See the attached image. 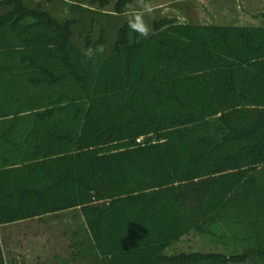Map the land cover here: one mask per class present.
Segmentation results:
<instances>
[{
	"label": "trees",
	"instance_id": "obj_1",
	"mask_svg": "<svg viewBox=\"0 0 264 264\" xmlns=\"http://www.w3.org/2000/svg\"><path fill=\"white\" fill-rule=\"evenodd\" d=\"M151 1L68 0L121 16L108 52L0 0V225L78 210L97 264H264V26L145 25Z\"/></svg>",
	"mask_w": 264,
	"mask_h": 264
},
{
	"label": "rangeland",
	"instance_id": "obj_2",
	"mask_svg": "<svg viewBox=\"0 0 264 264\" xmlns=\"http://www.w3.org/2000/svg\"><path fill=\"white\" fill-rule=\"evenodd\" d=\"M26 1L30 6L47 10L61 20L79 19L74 27V40L80 46L84 43L83 34L91 30L94 38L97 39L104 28L109 38L105 51H110L118 25L121 23V16L109 17L100 11L94 13L92 10L79 7L78 4H71L68 0ZM159 3L163 7L159 6V9L149 7L152 11L147 13L145 25L152 24L155 19L162 17H185L192 22L200 23L203 17L209 16L208 20L202 21L227 25L264 26V15H262L264 0H152L148 5L154 6ZM77 212L78 210H68L59 215H47L0 227V243L2 241L5 255L14 258V260L7 259L9 264H18L15 249L22 252L19 253L21 264H50L48 255L55 254L74 261L73 263L68 261L70 264H93L86 256H72L75 249L71 247V243L74 241L73 230L76 225H69L74 213ZM82 222L83 220L80 219L79 223ZM65 231H67L66 236H64ZM185 238L176 245V248L185 250L207 248V244L200 237L189 235Z\"/></svg>",
	"mask_w": 264,
	"mask_h": 264
},
{
	"label": "crops",
	"instance_id": "obj_3",
	"mask_svg": "<svg viewBox=\"0 0 264 264\" xmlns=\"http://www.w3.org/2000/svg\"><path fill=\"white\" fill-rule=\"evenodd\" d=\"M36 219H38V218H36ZM20 222H22V221L15 222V223H11V224H17V223H20ZM11 224L0 225V227L3 228L5 225H11ZM7 237H8V235H7ZM7 239H8V238H7ZM0 240H1V233H0ZM7 244L9 245V241H7ZM7 244H6V242H5V245H7ZM18 244H20V241H18ZM1 245L3 246L2 241H1ZM15 253L19 254V253H22V252L17 251V250L15 249ZM74 255H75V254H73L72 256H74ZM48 261H49L50 264H56V263L70 264L68 261H71L72 263L74 262V261H72V260H70V259L63 258V256H60V255H58V254H55L54 256H53V255H48ZM91 262H92V261H91ZM92 263H93V264H97V263H96V260H94V259H93V262H92Z\"/></svg>",
	"mask_w": 264,
	"mask_h": 264
},
{
	"label": "built area",
	"instance_id": "obj_4",
	"mask_svg": "<svg viewBox=\"0 0 264 264\" xmlns=\"http://www.w3.org/2000/svg\"><path fill=\"white\" fill-rule=\"evenodd\" d=\"M137 141H140V138H138Z\"/></svg>",
	"mask_w": 264,
	"mask_h": 264
},
{
	"label": "clouds",
	"instance_id": "obj_5",
	"mask_svg": "<svg viewBox=\"0 0 264 264\" xmlns=\"http://www.w3.org/2000/svg\"><path fill=\"white\" fill-rule=\"evenodd\" d=\"M142 34H145V33L142 32Z\"/></svg>",
	"mask_w": 264,
	"mask_h": 264
}]
</instances>
